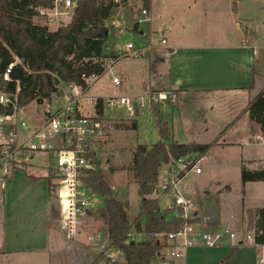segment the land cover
Segmentation results:
<instances>
[{
    "label": "crops",
    "instance_id": "1",
    "mask_svg": "<svg viewBox=\"0 0 264 264\" xmlns=\"http://www.w3.org/2000/svg\"><path fill=\"white\" fill-rule=\"evenodd\" d=\"M242 25L233 17L229 18L227 29L220 26L196 28L189 24L178 28L166 23L159 30L166 43L152 57L149 52L142 58H147L150 64L149 87L177 94L176 101L168 104L177 108L183 124L195 116L197 120H203L201 110L207 108L208 114L214 118H220L228 125H237L227 140L222 134L218 136L216 144H228L238 149L240 171L242 166L260 171L256 164L259 157L255 154L259 147L264 151V146L249 142L259 128L251 122L247 106L264 90V46L248 37ZM151 26L152 17L148 31L139 27L140 33L151 38ZM135 74L142 79L141 72L137 70ZM153 83L159 87L152 86ZM130 87L134 88L135 84L130 82ZM164 129L170 131L169 126ZM211 150L203 157L208 156ZM38 166L46 168V165ZM52 170L49 169V174L54 173ZM204 174L205 168H202V173L196 174V178L202 180ZM31 177L33 189L39 184L45 186V192H26L7 200L4 197L5 207L0 211V264H107L98 244L88 241L90 233L85 235L84 224L76 237H68L61 229L59 203L55 194H51L47 175ZM240 180L244 202L250 201V204L242 208L240 216L232 217L229 231L238 233V240L225 235L227 220L195 209L192 223L197 229L223 232L224 236L217 246H192L183 250L174 259V264H264L261 261L264 242L245 239L247 233L256 234L260 210L264 217V180ZM222 181V185L229 189V182ZM6 186L5 183L3 194ZM139 235L140 240L146 238ZM156 262L160 264V261Z\"/></svg>",
    "mask_w": 264,
    "mask_h": 264
},
{
    "label": "rangeland",
    "instance_id": "2",
    "mask_svg": "<svg viewBox=\"0 0 264 264\" xmlns=\"http://www.w3.org/2000/svg\"><path fill=\"white\" fill-rule=\"evenodd\" d=\"M148 7L152 17V37L146 38L140 33V28L148 31L147 22L141 24L139 29L135 27L136 20L133 17L135 8L132 6L116 7L107 21L112 34L110 46H117L119 43L122 46L129 40L135 44L147 43L150 40L154 46L150 51V57H152L153 53H156L163 45L160 42V27L162 25L170 23L180 28L182 25L189 24L195 25L196 28L220 26L227 29L230 17L242 22L247 36L264 46V0H150ZM50 29L55 30L57 27L54 25ZM121 53L122 57L115 61L111 67L105 69L86 92L89 99L124 96L140 101L147 99L148 91H158L155 90L156 88H150L148 84V70L150 68L148 59L142 58V56H125L123 48H121ZM14 59L19 61L17 57ZM137 70L143 76L141 80L135 74ZM115 74L120 78V84L113 82L112 79ZM130 82L135 84L134 88L130 87ZM152 86L159 87L156 83H153ZM162 86L164 85H160V87ZM59 88L64 93L68 91V88L61 84ZM63 102V96L53 95L51 100L34 101L28 104L27 109L29 112L44 114L47 110L55 111L63 105ZM168 103L161 102L158 107L163 112V122L170 128V141L212 143V150L208 156L203 157L194 153L198 165L205 168L203 179L196 178L194 172H190L186 176L181 172L182 176H178L181 179L178 183V189L190 200L192 213L196 209L200 213L219 216L221 219L227 220L228 226L226 228L229 232L232 217L240 216L242 208H247L250 201L244 202L242 196L243 185L240 180L241 171L239 169L241 165L239 164L238 149L228 144L219 146L216 144V138L222 134L227 140L228 135L234 133L237 125H228L222 119L214 118L208 114L207 108L201 110L202 115H204V118L201 116L203 120H197L195 116L192 121L183 124L177 108H172ZM152 104L159 105L158 102ZM153 110L151 105L137 111L136 115L129 116L125 107L106 108L107 119L95 140L96 164L103 169L112 188V195L126 203L131 219L138 213L140 196L135 174L128 169V166L137 145L145 140L148 145H152L161 138L158 117ZM91 111L92 104L84 103V113ZM134 121L137 123V128H133ZM255 155L259 159L264 156L262 147H259ZM170 163L162 165L157 190L152 195L159 197V205L162 210L174 205L173 193L171 191L164 192L160 183L163 177H168L174 173ZM31 164L26 168V171L17 170L12 178L6 180L5 196L3 189H0V211L5 207L4 197L7 200L26 192L30 194L45 192L43 185L38 184L33 189L30 179H32L31 176L36 175L48 176L50 173L48 167L42 168L38 165L49 166L50 162L42 154L37 153ZM223 179L229 182V189L222 185ZM51 194L53 195L55 192L51 191ZM94 198L100 202L84 221V232L85 235L90 233L88 236L94 234L95 238L102 235V239L106 240L104 196L96 193ZM168 216L170 219L174 217L171 213ZM92 232L95 233L92 234ZM140 238V235L137 236L136 241H140ZM123 255L124 252L119 255L120 262ZM103 261L105 260L103 259Z\"/></svg>",
    "mask_w": 264,
    "mask_h": 264
},
{
    "label": "trees",
    "instance_id": "3",
    "mask_svg": "<svg viewBox=\"0 0 264 264\" xmlns=\"http://www.w3.org/2000/svg\"><path fill=\"white\" fill-rule=\"evenodd\" d=\"M51 3L52 0H0V91L16 93L19 88L20 106L51 100L53 95L62 93L60 84L85 87L86 78L102 74L108 61L116 57L114 51L107 50L112 39L107 21L115 8L114 3L79 0L70 21L55 30L38 23L35 18L37 6ZM149 3L150 0L144 1L147 7ZM15 57L19 61L11 79L4 81L3 73L9 63L15 62ZM103 103L104 99L99 97L95 104L98 114L102 113ZM152 106L158 117L161 138L152 145L144 142L137 145L128 166L135 174L140 196L136 216L131 219L126 203L112 195L106 175L97 164L85 178L95 193L104 196L108 243L124 252L122 261L116 264H154L165 258L169 246L165 234L184 221L193 222V218L174 216L170 219L168 214L174 215L175 205L162 210L159 197L152 196L157 190L161 167L186 154L203 156L212 146V143L170 141V131L163 127L162 112L158 105ZM247 111L259 131L264 130V90L249 102ZM133 128H137L136 121ZM47 177L50 190L55 192L56 174ZM241 178L243 182L264 180V172L242 166ZM260 212L255 235L257 243L264 242V217L262 210ZM130 232L146 238L132 240L128 237Z\"/></svg>",
    "mask_w": 264,
    "mask_h": 264
},
{
    "label": "built area",
    "instance_id": "4",
    "mask_svg": "<svg viewBox=\"0 0 264 264\" xmlns=\"http://www.w3.org/2000/svg\"><path fill=\"white\" fill-rule=\"evenodd\" d=\"M79 0H52L50 5L36 7V21L51 28H57L70 21ZM112 2L115 8L132 6L135 8L133 17L136 27L151 21L149 7L144 5L145 0H98ZM166 39H161L165 44ZM153 44H135L132 40L124 45L108 46V51H114L116 57L109 60L106 69L122 57L121 48L125 50V56L139 57L146 55L153 49ZM17 61L9 63L3 73L4 81L11 79ZM101 75V74H100ZM100 75L92 74L86 78V86L69 85L68 91H62L64 102L55 111L47 110L44 114L29 112L28 105L20 106L18 103V90L16 93L0 91V189L5 187L6 180L12 177L17 170H26L37 153L49 160L46 166L56 174L55 197L60 208V226L68 237H76L84 221L99 205L95 199L96 193L87 184L85 178L88 171L96 167L95 140L97 139L104 122L107 119L106 108L115 106L125 107L129 116L136 115L152 103L170 102L177 99L173 91L158 90L148 91L147 99L137 101L130 97H105L102 113L96 112L97 98H88L86 92ZM113 82L120 84L118 75L113 76ZM84 103L92 104V111L84 113ZM249 142L264 146V130L254 133ZM242 142L241 144H243ZM197 157L186 154L173 160L170 167L173 172L170 176L163 177L160 183L163 191H171L174 195L175 217L180 219L192 218L190 200L178 189L181 172L185 176L194 172L202 173V167L198 165ZM258 170L264 172V156L257 161ZM180 174V175H179ZM178 209H181L180 212ZM262 232H260L261 234ZM232 240H238V233L229 231L225 235ZM255 233H247L246 240H255ZM88 236V241L98 244L107 264H116L120 261L122 250L111 247L108 240L102 237ZM168 241L167 254L160 264H174V259L179 257L183 250L192 246L214 247L221 243L223 232H211L197 229L192 222L184 221L181 225L165 234ZM128 237L135 240L137 235L128 233ZM264 261V258L261 259ZM154 264H157L154 263Z\"/></svg>",
    "mask_w": 264,
    "mask_h": 264
},
{
    "label": "water",
    "instance_id": "5",
    "mask_svg": "<svg viewBox=\"0 0 264 264\" xmlns=\"http://www.w3.org/2000/svg\"><path fill=\"white\" fill-rule=\"evenodd\" d=\"M164 128H167V126L165 125ZM144 143H146V140L144 141Z\"/></svg>",
    "mask_w": 264,
    "mask_h": 264
}]
</instances>
